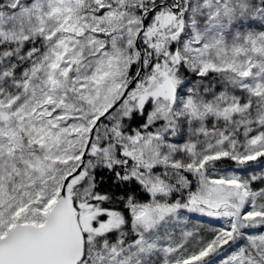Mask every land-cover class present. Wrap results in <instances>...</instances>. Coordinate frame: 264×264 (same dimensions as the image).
Instances as JSON below:
<instances>
[{"label":"snow or ice","instance_id":"6c2138e0","mask_svg":"<svg viewBox=\"0 0 264 264\" xmlns=\"http://www.w3.org/2000/svg\"><path fill=\"white\" fill-rule=\"evenodd\" d=\"M0 264H264V0H0Z\"/></svg>","mask_w":264,"mask_h":264}]
</instances>
